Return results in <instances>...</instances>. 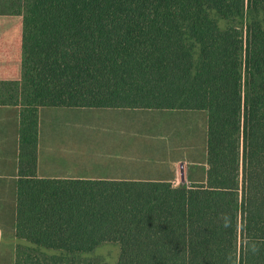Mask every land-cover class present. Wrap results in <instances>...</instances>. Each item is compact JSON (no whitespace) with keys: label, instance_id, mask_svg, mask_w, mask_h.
Listing matches in <instances>:
<instances>
[{"label":"trees","instance_id":"16d2710c","mask_svg":"<svg viewBox=\"0 0 264 264\" xmlns=\"http://www.w3.org/2000/svg\"><path fill=\"white\" fill-rule=\"evenodd\" d=\"M0 104L14 264H264V0H0ZM40 106L206 110L205 180L40 177Z\"/></svg>","mask_w":264,"mask_h":264},{"label":"crops","instance_id":"0c3cea01","mask_svg":"<svg viewBox=\"0 0 264 264\" xmlns=\"http://www.w3.org/2000/svg\"><path fill=\"white\" fill-rule=\"evenodd\" d=\"M206 133L203 109L40 106L36 172L188 186L205 180ZM18 140L19 106L0 104V264H14Z\"/></svg>","mask_w":264,"mask_h":264},{"label":"rangeland","instance_id":"374dc122","mask_svg":"<svg viewBox=\"0 0 264 264\" xmlns=\"http://www.w3.org/2000/svg\"><path fill=\"white\" fill-rule=\"evenodd\" d=\"M197 170L200 172V168H197ZM12 243V240H5L4 247L7 245L13 246L14 251V257L13 260L15 261V250L18 242H21L18 238ZM119 253V246L117 244L113 243H107L97 248L96 255H98L100 258L106 261L107 264H115L117 257Z\"/></svg>","mask_w":264,"mask_h":264},{"label":"clouds","instance_id":"9594fccd","mask_svg":"<svg viewBox=\"0 0 264 264\" xmlns=\"http://www.w3.org/2000/svg\"><path fill=\"white\" fill-rule=\"evenodd\" d=\"M228 226V221H227V218H225V227H227ZM252 251L253 252H255V251H257V248H256V245H252Z\"/></svg>","mask_w":264,"mask_h":264}]
</instances>
